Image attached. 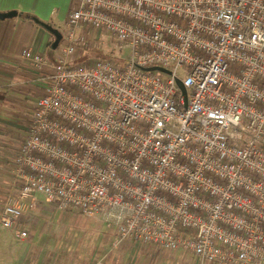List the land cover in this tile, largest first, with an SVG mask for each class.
Masks as SVG:
<instances>
[{
  "label": "built area",
  "instance_id": "built-area-1",
  "mask_svg": "<svg viewBox=\"0 0 264 264\" xmlns=\"http://www.w3.org/2000/svg\"><path fill=\"white\" fill-rule=\"evenodd\" d=\"M104 34L122 58L74 63ZM60 47L23 51L49 84L0 224L25 240L42 195L120 241L264 264V0H76Z\"/></svg>",
  "mask_w": 264,
  "mask_h": 264
},
{
  "label": "crops",
  "instance_id": "crops-1",
  "mask_svg": "<svg viewBox=\"0 0 264 264\" xmlns=\"http://www.w3.org/2000/svg\"><path fill=\"white\" fill-rule=\"evenodd\" d=\"M75 6L76 0H0V13L17 12L15 18L0 20V167L10 166L0 175V214L13 167V160L8 162L7 156L14 146L9 132L23 121L17 115L24 108L35 111L49 84L46 75L23 59V51L43 54L54 62L61 49L52 50L54 36L34 19L64 34ZM28 99L34 104L29 105ZM34 204L23 213L16 228L17 232L28 233L25 240H16L13 232L0 224V264H197L189 252L120 241L115 230L99 221L62 213L42 195L36 196Z\"/></svg>",
  "mask_w": 264,
  "mask_h": 264
},
{
  "label": "rangeland",
  "instance_id": "rangeland-1",
  "mask_svg": "<svg viewBox=\"0 0 264 264\" xmlns=\"http://www.w3.org/2000/svg\"><path fill=\"white\" fill-rule=\"evenodd\" d=\"M102 36L106 43L105 46H102L101 49L98 51H96L93 48H91L87 52L80 51L78 53L79 58L76 59L74 63H78L80 64V66H88V65L94 64L98 58L119 59V58H122L121 56L123 54H126L125 52L121 53L122 49L118 47V45L111 39V37L107 36L106 34ZM28 104L33 105L34 100L28 99ZM17 110L19 111L18 108ZM33 115H34V109L32 107L24 108L23 113H19V115H17V117L19 116V118L23 121L18 124L19 126L15 128L14 132H9V139H12L11 141L13 142L12 144L14 146H10L9 152L7 154L8 162H11V159L14 160V158L18 155L19 153L18 149L22 147L24 139L27 135V131L32 125ZM9 167L10 166H8V168L6 166L4 168L0 167V171H1L0 175L3 176V174H6L7 173L6 170L7 169L9 170ZM73 215L74 217H77V218L79 217V215H76V214H73ZM77 218H76V222L79 221Z\"/></svg>",
  "mask_w": 264,
  "mask_h": 264
},
{
  "label": "water",
  "instance_id": "water-1",
  "mask_svg": "<svg viewBox=\"0 0 264 264\" xmlns=\"http://www.w3.org/2000/svg\"><path fill=\"white\" fill-rule=\"evenodd\" d=\"M15 17H17V12H14V11L8 12V13H0V20L12 19ZM34 22L37 25L41 26L46 31L50 32L54 36L55 40H54V43L52 45V50H57L61 44L62 39H63V34L59 30L53 28L52 26H50V25H48V24H46V23H44L38 19H34ZM148 71H157V72H161V73H165V74H170L169 71H167L166 69L161 68V67L149 68ZM178 85L181 86L182 83L180 81H178Z\"/></svg>",
  "mask_w": 264,
  "mask_h": 264
},
{
  "label": "trees",
  "instance_id": "trees-1",
  "mask_svg": "<svg viewBox=\"0 0 264 264\" xmlns=\"http://www.w3.org/2000/svg\"><path fill=\"white\" fill-rule=\"evenodd\" d=\"M22 14H23V13H22ZM23 15H24V14H23ZM24 16H25V17H32V16H30V15H27V14H25Z\"/></svg>",
  "mask_w": 264,
  "mask_h": 264
}]
</instances>
